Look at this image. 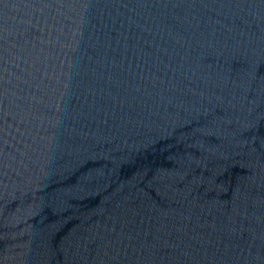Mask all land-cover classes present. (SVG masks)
Returning <instances> with one entry per match:
<instances>
[{"label": "water", "instance_id": "obj_1", "mask_svg": "<svg viewBox=\"0 0 264 264\" xmlns=\"http://www.w3.org/2000/svg\"><path fill=\"white\" fill-rule=\"evenodd\" d=\"M0 264H264V0H0Z\"/></svg>", "mask_w": 264, "mask_h": 264}]
</instances>
